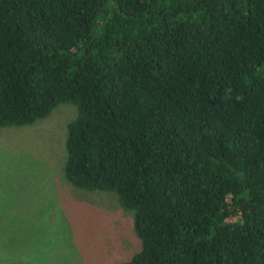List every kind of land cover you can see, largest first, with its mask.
Here are the masks:
<instances>
[{
  "label": "trees",
  "instance_id": "16d2710c",
  "mask_svg": "<svg viewBox=\"0 0 264 264\" xmlns=\"http://www.w3.org/2000/svg\"><path fill=\"white\" fill-rule=\"evenodd\" d=\"M60 104L65 180L133 215L121 264H264V0H0V129Z\"/></svg>",
  "mask_w": 264,
  "mask_h": 264
},
{
  "label": "rangeland",
  "instance_id": "374dc122",
  "mask_svg": "<svg viewBox=\"0 0 264 264\" xmlns=\"http://www.w3.org/2000/svg\"><path fill=\"white\" fill-rule=\"evenodd\" d=\"M75 115L60 104L30 126L0 129V264H121L138 251L133 215L115 194L65 180Z\"/></svg>",
  "mask_w": 264,
  "mask_h": 264
}]
</instances>
